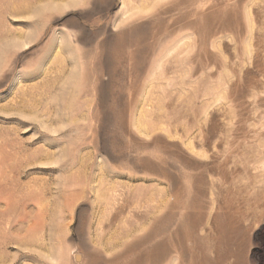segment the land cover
<instances>
[{
  "label": "rangeland",
  "instance_id": "rangeland-1",
  "mask_svg": "<svg viewBox=\"0 0 264 264\" xmlns=\"http://www.w3.org/2000/svg\"><path fill=\"white\" fill-rule=\"evenodd\" d=\"M0 264H264V0H0Z\"/></svg>",
  "mask_w": 264,
  "mask_h": 264
}]
</instances>
